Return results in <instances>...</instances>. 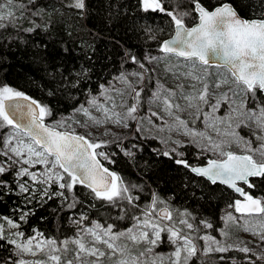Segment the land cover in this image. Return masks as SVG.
Here are the masks:
<instances>
[{
    "label": "snow or ice",
    "instance_id": "1",
    "mask_svg": "<svg viewBox=\"0 0 264 264\" xmlns=\"http://www.w3.org/2000/svg\"><path fill=\"white\" fill-rule=\"evenodd\" d=\"M115 5L113 0L115 14L109 12V19H127V5ZM136 7L141 21L148 12L169 18L173 34L162 41L155 34L159 29L139 25L162 55L138 58L128 49L116 72L94 83L91 56L83 48L86 66L72 62L73 48L64 41L59 62L47 55L49 37L71 36L70 21L90 17V0H0V74L8 55L26 54L35 69L27 79L39 95L0 82V205L12 201L10 214L0 215V241L13 249L0 264H193L201 255L230 251L243 253L247 264H264V251L257 255L247 244L226 242L228 226L235 224L264 249V197L245 191L256 188V180L264 183V0H137ZM189 17L195 26L185 25ZM210 54L216 67L231 74L235 88L221 91L229 81L209 71ZM173 58L176 63L166 71L176 83L165 87L154 65ZM145 122L157 132L187 136L200 155L217 157L203 166L190 163L183 150L189 145L172 135L160 138L165 147L154 150L186 171L182 186L192 208L177 206L174 194L155 191L143 174L125 179L102 163L115 165L118 154L134 159L132 149L142 151L136 143L126 148L123 137L106 141L78 131L104 127L103 134L111 135L113 125L140 134ZM240 130H247V138ZM110 145L118 151H107ZM233 145L243 154L233 152ZM217 185L243 197L228 205L232 211L220 229L225 240L200 235L201 228L214 225L198 218L195 209L222 192ZM52 202L53 211L71 224L72 235L45 236L36 228L26 235L23 226ZM98 208L109 217L93 219ZM164 244L173 249L166 257L156 252Z\"/></svg>",
    "mask_w": 264,
    "mask_h": 264
},
{
    "label": "trees",
    "instance_id": "2",
    "mask_svg": "<svg viewBox=\"0 0 264 264\" xmlns=\"http://www.w3.org/2000/svg\"><path fill=\"white\" fill-rule=\"evenodd\" d=\"M137 0H116L115 8H118L119 4H126L127 11L130 13L127 19L121 18L119 20L109 19V12L115 14L113 7V0H90L91 15L88 18L80 21H70V25L75 28L72 31V35L68 36L66 33L53 34L49 37V49L47 55L49 59H55L59 62L60 48L63 46L60 42L64 41V44H70L74 51L72 62L77 64L87 65L88 61L84 59L85 51L91 56L92 75L93 81L103 82L110 78V73H115L117 68L120 67V60L122 53L128 49L138 57L142 58L146 54L162 55L158 51V44L151 40H148L144 32L140 29L139 25L149 24L153 29H159L155 34L157 40H166L172 35V29L170 27L169 18L159 12H148L143 14L147 17L146 20L141 21L139 17L142 13L136 7ZM168 6L167 4L165 5ZM191 11V9H189ZM197 21L189 17L185 20V25L188 27L193 26ZM71 30V27L70 29ZM51 41H56L52 44ZM74 41V42H73ZM92 45L94 52L88 50V45ZM85 51H82L81 49ZM8 66L5 68L3 74H0V82L12 85L25 91L28 95L39 98L38 93L33 89L31 83L27 79V74L34 73L35 69L29 64L26 54L20 57L14 58L12 55H8ZM67 59V58H65ZM174 62H176L175 58ZM127 67V66H126ZM210 69H220L218 67H211ZM60 111L65 114L69 109L62 107ZM241 134L248 136L247 130H240ZM127 131L122 134L123 144L125 147H130L132 143H136L142 151L135 152V158L129 159L128 157L118 154L115 165H110L106 161H103L105 166L112 171H116L118 174L125 177V179L136 180L137 176L143 174V178L155 191H159L162 195L172 197L174 194V203L180 207H193V201L187 199L185 195V189L182 186V181L187 182L188 175L185 170L178 168L166 157L160 156L154 150H158L159 144L155 139H142V137L134 133ZM253 144L256 145L254 141ZM111 148L106 149L109 152L118 151L114 145H110ZM187 158L190 163H195L199 166L205 165L207 161L203 157H198L196 149L189 145L185 149ZM256 188L247 189L254 197H264V183L256 180ZM204 184H201L203 187ZM222 189V192L217 191L211 201L201 200L199 205H195L196 213L199 217L206 218L214 225L213 229L201 228L200 235L205 232L210 233L212 236L218 238L220 236V229L223 227L222 213L226 206L232 203L238 197L229 189L222 185L214 186ZM12 201L9 200L6 205H0V215L8 216L9 207ZM56 205L51 203L50 207L40 209L36 212V215L30 219L29 225L23 226V231L28 234L31 228L39 229L44 232L45 236H52L62 238L63 236L72 235L71 224L63 219V214L57 215L53 209ZM95 211L98 215L92 217L93 219H107L109 213L103 209L98 208ZM44 215L46 220H40L39 217ZM114 216L115 213L113 212ZM110 222V221H109ZM122 226L127 227V221L120 222ZM0 257L7 259L10 255L8 245L0 241ZM204 242L198 241V246L203 247ZM169 246L163 248L164 251H168ZM210 257L211 259L207 258ZM207 256L201 255L199 261H194L193 264H247L244 259V254L237 251H230L227 253H212ZM224 259L221 260L220 257ZM253 259H256L253 257ZM256 264H262L261 261L256 260Z\"/></svg>",
    "mask_w": 264,
    "mask_h": 264
},
{
    "label": "rangeland",
    "instance_id": "3",
    "mask_svg": "<svg viewBox=\"0 0 264 264\" xmlns=\"http://www.w3.org/2000/svg\"><path fill=\"white\" fill-rule=\"evenodd\" d=\"M175 63L176 62H174V59H171V60L164 59L160 63L154 65V67L156 68V78H158L160 84L164 85L165 87H172L176 83L174 81L171 73L166 71L167 65L175 64ZM209 71L213 73L214 77H215V75L220 74L224 78L228 79L229 84L226 87L222 88L221 91H227L229 87H231V88L236 87V84L233 82V78L231 77V74L228 72V70L226 68H220L218 70L209 69ZM222 111H223V109H222ZM141 114H143V112H141ZM77 119H80L83 121L84 118L83 117H77ZM130 123H132V122H130ZM196 127L202 128V125L199 122H197ZM108 128L111 130V133H112L111 135L103 134L105 132L104 127L93 128V129H84V130L78 129V131H81L84 134H87V132L91 131L93 137H96L100 140H106V141H111L116 136L122 137V134L126 133L127 131H129L132 134L131 136H133L135 133V131H133L132 128H122V127L113 126V125H109ZM143 129L144 130L139 135L142 137V139H148V138L154 139L153 137H156L155 140L159 144L158 150H162L165 147L164 145H162L160 143V138H162V137L166 138L168 135H172L173 139L182 140L185 144L190 145L189 144V139H190L189 137L179 136V135L172 134V133L157 132L155 128H152L146 122L143 124ZM242 136H244V135H242ZM245 137L247 138V136H245ZM123 146H124V144H123ZM169 146H171V145H169ZM252 146L255 147L256 145L253 144ZM193 147L196 149V153H197L196 155L198 157L205 158L206 161L208 159L217 158L212 153H206V154L200 155L199 149H197L195 146H193ZM109 148H111V146H109ZM183 150L185 151V149H183ZM231 150L237 154H243L241 151V148L237 147L236 145H233ZM238 199H240V198L238 197ZM228 211H232V210L229 209L228 206H226L223 213H222V218H224L226 212H228ZM234 215L239 217V214L234 213ZM224 227H225V221L223 219V227L222 228H224ZM227 230L229 231V236L226 238V242L228 244H235V245H240V246H244L245 244H247L248 247L254 249V251L257 253V255H259L261 253V251H264V249L256 247L257 238L253 237L250 233L244 232L239 225H235V224L229 225ZM13 231H15V230H13ZM217 239L218 240H225V238L221 235ZM167 246H169V245H167V244L161 245L160 247H158L156 249V252L160 253L162 255H165V257H166V254L172 252V250H173L172 247L169 246L170 249H168V251H164L163 248H165ZM8 247H9V251L12 252L13 251L12 246L8 245ZM210 254H212V253H210ZM24 258L25 259H43V256L42 255L37 256V257L25 256ZM207 258L211 259L208 256H207ZM165 264H167L166 260H165Z\"/></svg>",
    "mask_w": 264,
    "mask_h": 264
},
{
    "label": "water",
    "instance_id": "4",
    "mask_svg": "<svg viewBox=\"0 0 264 264\" xmlns=\"http://www.w3.org/2000/svg\"><path fill=\"white\" fill-rule=\"evenodd\" d=\"M197 23V22H196ZM195 23V24H196ZM195 24L193 25V26H195ZM193 26H191V27H193ZM188 27V26H187ZM173 34V33H172ZM169 38H171V36L169 37ZM169 38H167V39H169ZM210 62H212V64H213V66H215V57L214 56H212L211 54H210ZM216 67V66H215ZM102 163H104L103 161H102ZM206 165V164H205ZM104 166H105V164H104ZM201 166H203V165H201ZM106 167V166H105ZM112 171V170H111ZM222 186H224V187H226L227 188V186H225V185H222ZM228 189V188H227ZM229 190H231V189H229ZM232 191V190H231ZM233 192V191H232ZM234 193V192H233ZM237 197H239L240 199H242L243 200V197H240L238 194H236V193H234Z\"/></svg>",
    "mask_w": 264,
    "mask_h": 264
}]
</instances>
